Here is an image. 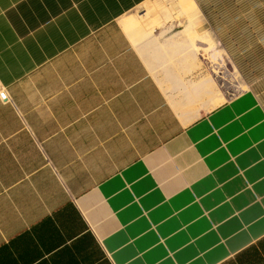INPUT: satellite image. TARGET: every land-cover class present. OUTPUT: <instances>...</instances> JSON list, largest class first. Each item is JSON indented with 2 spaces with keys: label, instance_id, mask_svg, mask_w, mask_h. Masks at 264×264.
<instances>
[{
  "label": "crops",
  "instance_id": "1",
  "mask_svg": "<svg viewBox=\"0 0 264 264\" xmlns=\"http://www.w3.org/2000/svg\"><path fill=\"white\" fill-rule=\"evenodd\" d=\"M172 5L0 0V264H264V103Z\"/></svg>",
  "mask_w": 264,
  "mask_h": 264
},
{
  "label": "rangeland",
  "instance_id": "2",
  "mask_svg": "<svg viewBox=\"0 0 264 264\" xmlns=\"http://www.w3.org/2000/svg\"><path fill=\"white\" fill-rule=\"evenodd\" d=\"M172 6L199 13L191 18L210 29L211 51L222 40L226 50L219 51L220 61L212 52L210 62H217L208 72L225 88V99L254 90L264 103V0H173Z\"/></svg>",
  "mask_w": 264,
  "mask_h": 264
},
{
  "label": "built area",
  "instance_id": "3",
  "mask_svg": "<svg viewBox=\"0 0 264 264\" xmlns=\"http://www.w3.org/2000/svg\"><path fill=\"white\" fill-rule=\"evenodd\" d=\"M0 98H1L2 100H6V99H7V96H6V94H5L4 92H1V93H0Z\"/></svg>",
  "mask_w": 264,
  "mask_h": 264
}]
</instances>
